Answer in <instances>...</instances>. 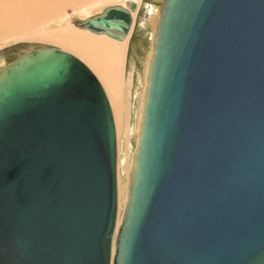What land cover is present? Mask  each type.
Here are the masks:
<instances>
[{
  "label": "water",
  "instance_id": "obj_1",
  "mask_svg": "<svg viewBox=\"0 0 264 264\" xmlns=\"http://www.w3.org/2000/svg\"><path fill=\"white\" fill-rule=\"evenodd\" d=\"M131 9L80 25L121 40ZM129 181L113 255L101 81L49 46L0 69V264H264V0H162Z\"/></svg>",
  "mask_w": 264,
  "mask_h": 264
},
{
  "label": "rangeland",
  "instance_id": "obj_2",
  "mask_svg": "<svg viewBox=\"0 0 264 264\" xmlns=\"http://www.w3.org/2000/svg\"><path fill=\"white\" fill-rule=\"evenodd\" d=\"M130 1L131 0H94L91 3L89 2V4L81 5L77 8L68 7L51 21L42 22L41 25H36L34 28L24 33L20 32V30H10L0 35V69L8 65L19 54L25 51L48 46L71 52L92 69L104 86L113 109L119 153L118 188L119 184L122 183L125 192L127 191L128 179L126 168L127 164L130 163V156H128V154H131L136 144L135 140L137 135L136 131L138 129L139 113L138 106H140L141 93L140 87L142 83H144V62L149 58V52L152 50L155 35V28L150 21L151 10L154 8L160 11L162 0H137L139 6L137 5L134 10L135 14L131 30L127 38L120 44L124 47V57L121 67L122 74L124 72L123 84L120 82L119 84H117V82H111L109 84L105 75L99 71L100 69H98L93 58L98 56L100 47H105V45L108 46V44H97V42H92L90 39L86 40L85 38H91V35L97 33L81 27L80 24L88 18L102 14L108 7L128 6ZM86 32L90 33L87 35ZM76 43H83L87 48L89 47L90 51L88 53L84 52ZM115 48L117 47L115 46ZM139 76L140 78L138 79ZM118 96L120 97L118 98ZM120 210H122L121 207Z\"/></svg>",
  "mask_w": 264,
  "mask_h": 264
},
{
  "label": "bare ground",
  "instance_id": "obj_3",
  "mask_svg": "<svg viewBox=\"0 0 264 264\" xmlns=\"http://www.w3.org/2000/svg\"><path fill=\"white\" fill-rule=\"evenodd\" d=\"M92 1H94V0H0V35H3L4 33L8 32L10 30H16V31L20 30V32L24 33L26 31H28L29 29L34 28L36 25H39V24L41 25L42 22L51 21L53 18L57 17L60 14V12L66 10L68 7L77 8L81 5L89 4V2L91 3ZM131 2H136L137 5L139 6V2L137 0H131L129 2L128 6H122V7H127L129 9H131L130 8ZM134 10L135 9H131L133 18H134V14H135ZM159 14H160V11L152 8L150 21H151L152 26L155 28V30H156ZM132 24H133V19H132L131 26H132ZM81 27H83V26H81ZM83 28H86V27H83ZM130 30H131V27H130L129 31ZM93 32H95V31H93ZM86 33L88 35V33H90V32H86ZM95 33H97V32H95ZM128 34H129V32H128ZM127 35L121 40L116 39V38L114 39L113 37H110L108 34L105 35V34H101V33L93 34V35H91V38L89 37L88 39L85 38L86 40L90 39L92 42L95 41V42H97V44H102V43H104L103 45L108 44V46L105 45V47H100L99 48L100 50H98L99 51L98 56H96L93 59H94L96 65L98 66V69H100L99 71H101V73H103L105 75L109 84L111 82L112 83L117 82V84H119V82L122 83L124 72L122 74V68L121 67H122V59L124 57V53H123L124 47L120 44L123 42V40H125L127 38ZM83 43H84V41H83ZM83 43H81V44L76 43V45L80 49H82L84 52L88 53L90 51V49H89V47L87 48ZM153 43H154V39H153ZM90 44H91V42H90ZM115 46L117 48H115ZM118 48H120V49H118ZM152 52H153V46H152V50H150V52H149V58L144 62V64H145L144 83H142V86L140 87L141 93H140V103H139L140 106H138L139 113H138V129L136 131L137 135H136V140H135L136 144H135L134 148L132 149L131 154H128V156H130V163L127 164V168H126L127 178H128L127 179V187H126L127 191L126 192L124 191V186L122 183L119 184V212H118L117 228L115 231L114 242H113V255L115 254V250H116V248H115L116 234H117L118 228H119L121 221H122L123 211L125 209V205H126V201H127V197H128L129 184H130L129 180H130L131 170H132V165H133V157H134V154L136 151L137 142H138V138H139V134H140L143 104H144V100H145V96H146V89H147V85H148V70H149V63H150ZM133 65H134V63H133ZM139 78H140V76L138 77V79ZM139 81H141V80H139ZM116 93H117V91H116ZM119 97L120 96H118V98ZM128 151H130V150H128ZM122 199L125 201H123ZM122 201H123V203L121 205ZM120 207L122 210H120ZM120 211H121V213H120Z\"/></svg>",
  "mask_w": 264,
  "mask_h": 264
}]
</instances>
